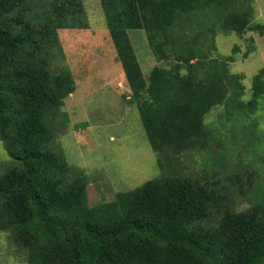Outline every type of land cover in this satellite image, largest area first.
<instances>
[{"label":"trees","instance_id":"obj_1","mask_svg":"<svg viewBox=\"0 0 264 264\" xmlns=\"http://www.w3.org/2000/svg\"><path fill=\"white\" fill-rule=\"evenodd\" d=\"M100 4L161 175L90 205L89 176L59 141L77 88L59 33L90 28L85 2L0 0V141L11 159L0 166V231L28 264H264V68L247 98L230 70L240 47L227 56L217 45L220 34L264 36L255 0ZM138 30L158 63L148 78ZM230 137L259 161L232 163Z\"/></svg>","mask_w":264,"mask_h":264},{"label":"rangeland","instance_id":"obj_2","mask_svg":"<svg viewBox=\"0 0 264 264\" xmlns=\"http://www.w3.org/2000/svg\"><path fill=\"white\" fill-rule=\"evenodd\" d=\"M90 28L86 30H60V38L77 84L76 91L66 100L63 110L69 118L68 127L61 132L59 141L70 162L89 176L90 205L110 201L119 191H127L161 175L157 156L153 151L136 105L128 100L132 91L125 76L113 41L106 28L100 0H84ZM256 22L264 24V0H255ZM143 32L132 31L135 51L142 73L148 78L158 63L150 53ZM254 40L255 51L244 57ZM218 51L233 55L234 45L241 52L230 64L232 73L243 75L248 98L252 79L264 68V36L249 32L240 39L236 34L217 37ZM258 115L259 138H263L264 104ZM220 108L213 109L208 121H217ZM226 133V130H223ZM228 156L232 163L260 159V152L247 150L243 139L230 137ZM197 159L200 156H196ZM10 156L0 141V166H9ZM6 170V169H5ZM3 170L0 173H3ZM244 207V206H243ZM10 233L0 231V264H28L24 255L10 240ZM21 252V251H20Z\"/></svg>","mask_w":264,"mask_h":264}]
</instances>
